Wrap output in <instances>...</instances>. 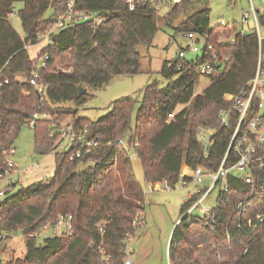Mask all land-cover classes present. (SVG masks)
<instances>
[{"label": "trees", "instance_id": "1", "mask_svg": "<svg viewBox=\"0 0 264 264\" xmlns=\"http://www.w3.org/2000/svg\"><path fill=\"white\" fill-rule=\"evenodd\" d=\"M66 1L0 0V174L7 168V153L21 127L35 112L60 120L71 117L68 124L75 133L86 129L87 136H99L101 146L73 161L68 160V153L55 152L51 182L15 188L1 199L0 231L8 235L1 249L6 248L10 234L20 231L25 240L24 257L3 264H124L127 243L144 211L143 189L134 176L129 152L134 151L149 184L166 180L174 186L186 181L180 177L182 165L215 171L232 131L220 125L217 112L227 105L224 96L237 93L255 68V36L239 35L233 25L210 28L209 9L194 8L203 0H181L165 14L149 8L129 11L121 0H75V11L93 12L103 21L93 28L82 22L55 28L50 42L41 44L35 58L31 57L28 48L39 44V36L55 23ZM49 9L50 15L45 16ZM15 12L22 35L9 21ZM179 14L184 18L173 25ZM162 29H170L172 37L195 32L213 44L234 35L233 44L214 47L217 54L233 56L231 65L222 77L195 94L198 61L211 54L187 62L176 53L163 62L160 71L166 84L153 80L145 85L136 110L137 100L126 97L112 102L96 122L78 117L77 108L87 102L91 91L116 76L139 74L136 47L151 44ZM44 55L46 66L39 69L38 82L45 91L37 93L28 80L35 61ZM79 85L86 89L82 95ZM66 102L74 109L63 108ZM178 106L185 107L176 111ZM199 126L216 129L206 148L195 137ZM57 128L60 125L49 121L35 123L36 154L52 152L56 138L49 133ZM89 159L96 163L88 165ZM234 160L230 155L226 164ZM257 179H264V169H257ZM224 185L226 191H220L217 184L215 205L206 215L182 217L188 205L181 206L168 241L169 264H264V219L252 230L247 223L264 218V190L252 191L233 177ZM198 197L193 195L191 201ZM246 198L248 207L239 218L236 206ZM65 213L72 215L71 236L45 237L41 243L29 237Z\"/></svg>", "mask_w": 264, "mask_h": 264}, {"label": "built area", "instance_id": "2", "mask_svg": "<svg viewBox=\"0 0 264 264\" xmlns=\"http://www.w3.org/2000/svg\"><path fill=\"white\" fill-rule=\"evenodd\" d=\"M126 4L129 11H134L140 8H149L159 14L167 13L171 7L180 2L181 0H121ZM197 1V0H191ZM230 4V3H229ZM75 0H67L64 10L57 14L55 23L39 36V43H49L50 34L55 28H63L75 23H87L89 27L93 28L99 25L103 19L93 12L75 11ZM164 11H166L164 13ZM224 25L223 21L220 23ZM239 25L241 29L236 33L242 36L251 34L256 39V62L253 75L248 79L245 85L233 94H226L224 96L226 107L218 110L217 118L219 123L224 128L232 129L226 150L223 157L215 171L205 170L201 167H196L189 170V174L183 176L186 181H182L184 185L191 184L194 187L193 194L188 196L185 202L188 206L182 217L190 216L195 213L206 215L209 209L203 204V201L208 195L217 187L220 191H226L225 181L228 177H233L243 181L251 187V190H264V179H257V169H264V0H247V8L240 14ZM184 38L188 41L185 48L181 47L177 56L180 60L185 61L186 52L193 55V59L199 60L206 54L210 55L203 61H198L197 71L200 76L206 77L209 82L222 77L227 71L231 61L232 55L217 54L214 47H226L233 44L234 35L228 38H219L215 44L210 43L209 40L202 35L195 32H186L183 34ZM199 45V46H197ZM47 56L44 55L35 61L32 74L29 78V85H31L37 93H44L45 86L38 82L39 69L45 68ZM189 61V62H190ZM5 83L7 80L4 81ZM38 108V107H37ZM174 113L169 115L172 118ZM44 115L35 112L28 119L27 124L34 127L35 123L43 119ZM202 126L196 129V139L200 141ZM50 138H56L53 145L54 152L68 153V160L81 159L85 155L90 154L93 149L101 146L100 138L98 135L89 137L86 135V129L81 133H75L71 125H66L57 129H53L49 133ZM209 141V139H208ZM119 145L123 144L120 139ZM209 144V143H208ZM13 153V148L7 153V168L0 174V201L6 195L15 190L16 181L13 179L14 173L23 170L26 173L34 172L38 167L37 161L31 162L22 168H19L15 163L8 160V155ZM230 155L235 156V160L227 165ZM96 161L89 159L87 164L94 165ZM208 177L211 179L210 185L203 184V178ZM200 186V187H198ZM162 180L149 185V190H170L174 188ZM193 195L199 197L191 201ZM248 207L247 198L238 202L236 206L237 216L240 218ZM142 219V218H141ZM140 219V225L143 223ZM263 217H258V220L252 222L247 220L250 230L254 229L258 222L263 221ZM241 228V224L237 225ZM72 229V215L69 213L58 215L53 223H44L40 226L38 231L29 234L32 238H45V237H59L71 236ZM10 234L9 237H13ZM228 236V234H227ZM8 235L0 231V264L6 260L13 258V255L7 254L2 251L1 247L4 240ZM7 244V243H6ZM6 249V248H5ZM124 264H130L129 259H125ZM169 264V262H168Z\"/></svg>", "mask_w": 264, "mask_h": 264}, {"label": "rangeland", "instance_id": "3", "mask_svg": "<svg viewBox=\"0 0 264 264\" xmlns=\"http://www.w3.org/2000/svg\"><path fill=\"white\" fill-rule=\"evenodd\" d=\"M200 6H206L209 9L210 28L226 27L220 25L221 21H223L224 25H233L238 32L241 29L239 25L240 14L247 8V0H203L195 5L194 8ZM19 7L20 4H16V8ZM50 13L51 10L49 9L46 11L45 16H49ZM183 18L184 15L179 14L173 25H176ZM9 21L14 30L19 35H22L20 21L16 12L10 16ZM172 34L170 29H162L155 34L151 44H139L136 47L140 55L139 74L116 76L107 85L91 91V96L87 102L77 108V116L90 122H96L107 114L112 102L126 97H133L137 100L135 104L136 110L139 107L141 100L140 91L143 87L153 80L158 81L161 85L166 84L160 74L163 62L175 58L179 47L185 48L188 44L183 35L177 33L172 37ZM220 37H224V35L221 36L220 34ZM41 44L42 42L39 45L28 48V53L31 57L35 58ZM184 59L188 62L193 59V55L186 52ZM208 85L209 80L206 77H198L194 89L195 94L201 93ZM62 107L74 109V106L68 102L63 103ZM183 107L185 106H178L176 111L181 110ZM186 107L189 108L190 106ZM42 114L44 117L39 121H49L53 126L60 125V127H63L70 123L69 121L71 120V117L62 116L60 120L53 116L51 117L45 112ZM215 133V128L202 127L200 143L204 148L208 145L209 137ZM55 156L54 151L42 155L34 152V130L27 123L24 124L14 142L13 153L8 155V160L15 163L19 168L37 161L39 167L32 173H26L23 170L14 173L13 179L18 182L16 188L51 182L55 172ZM129 159L134 176L143 189L144 211L141 216L143 223L138 226L127 243V259L130 260V264H168L170 234L179 220L181 206L188 200V196L193 194L194 187L191 184L183 185L181 180H179L175 187L170 190H149L150 184L144 181L142 169L134 151L129 152ZM185 170V166L182 165L180 172ZM210 183V178H203L204 185L208 186ZM217 195L218 190L215 188L203 201V204L209 210L214 207ZM194 212L197 214V210ZM13 234V237L6 244V249H2V251L9 254L8 257H10V254L13 255V258L24 257L25 240L20 231ZM37 241L41 243L42 238H38Z\"/></svg>", "mask_w": 264, "mask_h": 264}, {"label": "crops", "instance_id": "4", "mask_svg": "<svg viewBox=\"0 0 264 264\" xmlns=\"http://www.w3.org/2000/svg\"><path fill=\"white\" fill-rule=\"evenodd\" d=\"M40 44V43H39ZM38 44V45H39ZM42 44H44V43H42ZM183 166H185V165H183ZM185 168H186V170L184 171V172H180V177L182 178L183 176H186V175H188L189 174V170H190V168H188V167H186L185 166ZM17 182V181H16ZM182 182V181H181ZM18 183V182H17ZM17 183H16V185H17ZM183 184V183H182ZM184 185V184H183Z\"/></svg>", "mask_w": 264, "mask_h": 264}, {"label": "water", "instance_id": "5", "mask_svg": "<svg viewBox=\"0 0 264 264\" xmlns=\"http://www.w3.org/2000/svg\"><path fill=\"white\" fill-rule=\"evenodd\" d=\"M77 89H78V93H79L80 95H82V94H84V93L86 92V89H85L84 87H82L81 85H79V86L77 87Z\"/></svg>", "mask_w": 264, "mask_h": 264}]
</instances>
